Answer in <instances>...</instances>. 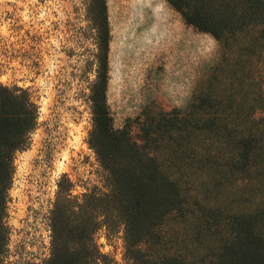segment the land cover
<instances>
[{
    "label": "trees",
    "instance_id": "trees-1",
    "mask_svg": "<svg viewBox=\"0 0 264 264\" xmlns=\"http://www.w3.org/2000/svg\"><path fill=\"white\" fill-rule=\"evenodd\" d=\"M167 1L215 38L217 58L184 107H157L122 126L107 95V0L85 2L96 46L88 143L104 185L74 194L58 181L44 264H119L99 244L102 231L122 234L128 264H264V0ZM38 119L26 88L0 83V264L15 155Z\"/></svg>",
    "mask_w": 264,
    "mask_h": 264
},
{
    "label": "rangeland",
    "instance_id": "rangeland-1",
    "mask_svg": "<svg viewBox=\"0 0 264 264\" xmlns=\"http://www.w3.org/2000/svg\"><path fill=\"white\" fill-rule=\"evenodd\" d=\"M86 0H0V83L26 88L39 107L27 148L15 155L4 264H44L58 181L73 193L104 185L88 143L95 79ZM111 30L108 103L116 126L157 107H184L218 55L215 38L185 22L167 0H107ZM139 137V128L133 124ZM121 233L98 241L119 264Z\"/></svg>",
    "mask_w": 264,
    "mask_h": 264
}]
</instances>
